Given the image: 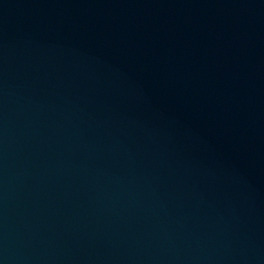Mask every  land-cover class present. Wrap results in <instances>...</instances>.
Here are the masks:
<instances>
[{"label": "water", "instance_id": "1", "mask_svg": "<svg viewBox=\"0 0 264 264\" xmlns=\"http://www.w3.org/2000/svg\"><path fill=\"white\" fill-rule=\"evenodd\" d=\"M0 264H264V0H0Z\"/></svg>", "mask_w": 264, "mask_h": 264}]
</instances>
